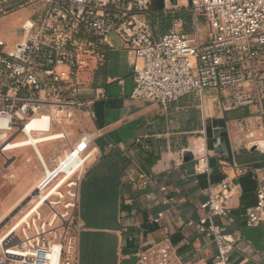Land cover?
Segmentation results:
<instances>
[{
  "label": "built area",
  "instance_id": "2783aa9c",
  "mask_svg": "<svg viewBox=\"0 0 264 264\" xmlns=\"http://www.w3.org/2000/svg\"><path fill=\"white\" fill-rule=\"evenodd\" d=\"M153 3L0 0V21L18 12L28 14L19 29L22 40L18 44L0 39V156L22 148L14 142L22 134L27 136L24 131L33 120L46 121L48 127L34 129L32 135L57 139H67L65 126L77 122L88 151L93 142L85 130L96 118L93 105L106 99L104 90L96 87L95 77L107 66L109 54L118 49L136 58L133 99L166 107L195 94L206 118L205 91L214 90L222 112L247 111L236 121L237 129L247 145L262 150L264 0H192L188 11L194 34L186 33L183 19H177L161 38L155 37L152 28ZM201 20L206 28L205 40L199 32ZM189 151L197 155L195 173L211 174L205 149L192 144ZM8 161L6 157V164ZM167 162L162 160L163 164ZM248 169L237 166L236 171L243 175ZM253 173L258 180L256 204L245 208L247 226L251 228L264 222V165L254 167ZM56 175L54 171V178ZM10 178L16 177L12 174ZM80 180L68 185V200L55 219L34 226V230L28 226L22 236L4 238L0 264H81L79 244L85 228L79 218ZM124 180L145 184L149 177L138 162L132 161ZM208 191L209 199L202 206L208 210V217L190 225L217 245V254L208 264H237L240 240L225 234L217 223L230 214L232 183L226 178ZM137 264L185 263L167 239L142 249Z\"/></svg>",
  "mask_w": 264,
  "mask_h": 264
},
{
  "label": "crops",
  "instance_id": "0c3cea01",
  "mask_svg": "<svg viewBox=\"0 0 264 264\" xmlns=\"http://www.w3.org/2000/svg\"><path fill=\"white\" fill-rule=\"evenodd\" d=\"M191 1L154 0L151 23L156 38L167 34L177 19H183L186 33L194 34L188 11ZM199 32L205 40L203 20ZM19 42L16 39L11 45ZM135 62L130 52L112 51L107 66L95 77L106 99L94 103L93 123L86 126L84 121L93 145L80 175L79 218L85 228L80 263L137 264L142 249L167 239L185 264L210 263L217 245L190 223L208 217L202 206L209 199V187L229 178L230 214L217 223L225 234L240 240L237 264H264V222L248 227L245 215V208L256 204L258 180L253 168L264 165V147L254 150L237 129L236 121L247 111L222 112L218 94L209 89L205 91L206 118L195 94L166 107L133 99ZM192 144L205 149L211 174L195 173L198 160L189 151ZM132 161L149 177L145 184L124 180ZM237 166L249 169L239 175Z\"/></svg>",
  "mask_w": 264,
  "mask_h": 264
},
{
  "label": "rangeland",
  "instance_id": "374dc122",
  "mask_svg": "<svg viewBox=\"0 0 264 264\" xmlns=\"http://www.w3.org/2000/svg\"><path fill=\"white\" fill-rule=\"evenodd\" d=\"M27 16V12L22 11L2 19L0 39L9 44L15 43L16 39L21 41L22 34L19 29ZM77 128L76 123L65 126V131L69 133L67 139H55L53 136L36 137L37 145L49 169L55 170L82 141L83 134ZM24 137L22 134L18 139ZM40 143L42 145L39 146ZM92 145L93 143H90L88 151L83 154L84 162L76 169L78 171L73 177L67 180L73 173L60 174L41 191L47 199L44 201L40 199V190H36V187L45 177V166L34 149L20 148L0 156V239L3 240L10 234L22 236L23 230L28 226L34 230V226L51 222L64 210V204L68 200L67 193L70 191L68 185L80 178L90 158ZM4 157L9 159L7 164ZM12 174L15 179L10 178ZM35 209L39 212L33 213Z\"/></svg>",
  "mask_w": 264,
  "mask_h": 264
},
{
  "label": "bare ground",
  "instance_id": "6f19581e",
  "mask_svg": "<svg viewBox=\"0 0 264 264\" xmlns=\"http://www.w3.org/2000/svg\"><path fill=\"white\" fill-rule=\"evenodd\" d=\"M47 127H48V123L46 121H43V120L30 121V123L28 124L27 128L24 131V133L27 136L24 138L18 139L16 142H14V144L17 147H22V148L31 147V148H33L34 151L36 152V155L38 156V158L42 161V163L45 166V177L43 178L41 183L36 188V190H38V191L40 190L39 195H40V199H42V201L47 200V199L45 196L42 195L41 191L43 189H45V187L48 186L53 181L54 171H56V173H57L56 176H58L60 174L70 175L71 173H73L69 178H67V180L70 179L74 175V173H76L78 171L76 169L79 168L83 164V162H84L83 154L85 152V148L88 147L87 143L85 141H81L80 143H78L76 148L73 149L72 152L70 154H68L64 160L61 161V164L55 170H51V169H49V167L46 163L45 157L43 156V154L41 153V151L37 145V138L36 137H41V136L40 135L34 136L31 134V131L34 129L35 130H45V129H47ZM46 136H51V135H46ZM54 138L57 139L56 137H54ZM51 141H49V142H51ZM40 145H42V143H40L39 146ZM193 146H194V144H193ZM260 147H264V144H262ZM35 212H39V210L35 209L33 211V213H35ZM11 235H13V234H10V236ZM3 240L0 239V243Z\"/></svg>",
  "mask_w": 264,
  "mask_h": 264
},
{
  "label": "water",
  "instance_id": "95a60500",
  "mask_svg": "<svg viewBox=\"0 0 264 264\" xmlns=\"http://www.w3.org/2000/svg\"><path fill=\"white\" fill-rule=\"evenodd\" d=\"M254 150H256V148H254ZM31 197H33V195H31Z\"/></svg>",
  "mask_w": 264,
  "mask_h": 264
}]
</instances>
